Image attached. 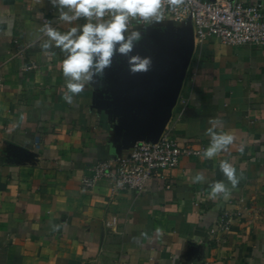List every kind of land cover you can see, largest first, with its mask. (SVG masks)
<instances>
[{"label": "crops", "instance_id": "0c3cea01", "mask_svg": "<svg viewBox=\"0 0 264 264\" xmlns=\"http://www.w3.org/2000/svg\"><path fill=\"white\" fill-rule=\"evenodd\" d=\"M49 22L62 32L86 23L59 20L50 0H0V264H264V48L201 41L192 22L133 27V54L151 69L133 75L118 54L68 104L63 54L40 48ZM211 118L234 137L216 157H184L141 193L82 187L91 165L142 139L208 147ZM198 172L205 181L193 183ZM216 181L227 199L209 197ZM221 219L229 230L212 235Z\"/></svg>", "mask_w": 264, "mask_h": 264}, {"label": "clouds", "instance_id": "9594fccd", "mask_svg": "<svg viewBox=\"0 0 264 264\" xmlns=\"http://www.w3.org/2000/svg\"><path fill=\"white\" fill-rule=\"evenodd\" d=\"M58 7L59 20L71 24L84 19L86 23L60 31L51 22L40 29L42 34L40 48L44 55H55L53 47L63 54L61 71L65 78L64 100L72 104L74 98L87 86L94 84L95 78L105 74L112 67L116 55L127 58L128 71L131 74L147 73L152 67L148 56L133 54L142 33L134 30L132 24H154L165 19V11H175L185 0H50ZM219 118L209 120L210 127L206 135L210 137L209 146L204 149V159H212L233 143L229 132L217 129L222 127ZM243 151V149H241ZM219 169L227 181L236 187L239 178L235 167L227 160L219 163ZM203 172H198L193 183L204 182ZM230 190L223 181L210 184L209 197L227 199ZM156 231H160L157 229Z\"/></svg>", "mask_w": 264, "mask_h": 264}, {"label": "built area", "instance_id": "2783aa9c", "mask_svg": "<svg viewBox=\"0 0 264 264\" xmlns=\"http://www.w3.org/2000/svg\"><path fill=\"white\" fill-rule=\"evenodd\" d=\"M173 21L183 27L192 22L199 40L210 36L230 46L251 45L264 48V7L245 0H185L175 11L166 10L163 21ZM147 24H132L142 27ZM206 145L180 144L169 134L156 141L139 140L125 157L103 159L91 165L81 179L85 190H92L103 180L113 190L143 192L152 179H164L167 170L178 166L184 157L202 156ZM117 219L106 222L114 227ZM230 228V220L221 219L210 233L222 234Z\"/></svg>", "mask_w": 264, "mask_h": 264}, {"label": "rangeland", "instance_id": "374dc122", "mask_svg": "<svg viewBox=\"0 0 264 264\" xmlns=\"http://www.w3.org/2000/svg\"><path fill=\"white\" fill-rule=\"evenodd\" d=\"M183 62H184V60H179V67L183 66ZM160 68L161 69L163 68V64L162 63L160 64ZM180 68H177V75L182 76L181 74H178V73H183V71H180ZM176 77H178V76H176Z\"/></svg>", "mask_w": 264, "mask_h": 264}]
</instances>
